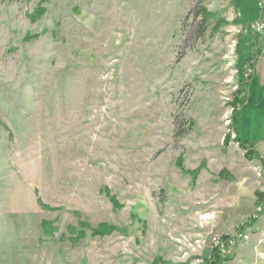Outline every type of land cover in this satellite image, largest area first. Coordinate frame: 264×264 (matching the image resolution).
Here are the masks:
<instances>
[{
    "label": "rangeland",
    "instance_id": "1",
    "mask_svg": "<svg viewBox=\"0 0 264 264\" xmlns=\"http://www.w3.org/2000/svg\"><path fill=\"white\" fill-rule=\"evenodd\" d=\"M196 1L0 0V264H264V0Z\"/></svg>",
    "mask_w": 264,
    "mask_h": 264
},
{
    "label": "trees",
    "instance_id": "2",
    "mask_svg": "<svg viewBox=\"0 0 264 264\" xmlns=\"http://www.w3.org/2000/svg\"><path fill=\"white\" fill-rule=\"evenodd\" d=\"M203 0H197L196 1V5H195V9H194V17L195 19L198 20V27H197V32H198V36H202L204 31H205V28H206V24H207V20H209V18L213 17V15H210L208 14L207 12H205V10L203 9V7H201V2ZM261 9V14H262V8L260 7ZM261 17V16H260ZM32 20H34L35 18L32 16L31 18ZM260 19V18H259ZM258 19V20H259ZM238 24H239V21L237 20L236 21ZM251 26L253 27L254 26V23L253 24H250L248 26H246L241 35L242 36H245L247 37V39L249 38V36L252 34V38H256L257 34L256 33H253L252 29H251ZM255 41V40H254ZM250 75H248L246 78H249ZM246 84V81H239L238 82V89L236 91H234L233 93V99L231 101V105H232V109H233V118H232V127L234 128V122H235V116H236V111L238 109V107L244 102L245 100V89H244V85ZM243 93L242 97L240 98L239 96V93ZM239 105V106H238ZM183 122V118H181V120H179L178 122H175V132H174V136H177V137H181L183 136V134L185 133V131H188L189 129L193 128V122L192 121H188L189 125L186 129H183V126H184V123ZM237 137V136H236ZM235 137V140L237 141L238 145L241 147V148H251L250 145L247 144L246 141L242 142L241 140L237 139ZM252 151H254L252 149ZM255 152V151H254ZM178 163L180 164V168L181 167V163H182V158H180L178 160ZM197 174V172H192V175L195 176ZM219 175L223 178H230L227 174H225L224 171H220L219 172ZM112 200V203L115 204V202L113 201V199L111 198ZM110 228V227H109ZM96 230V231H95ZM94 232L92 233L93 235H103V234H108L109 232H111V228L110 229H107L105 227V225H100L98 226L97 229H95ZM220 241L224 242L225 246L226 244L228 243V237L227 236H223L219 239L218 243L211 248L210 252H211V256L215 259L214 261H218V256H220V252L223 250L222 248V245H220ZM214 261H212V263H215Z\"/></svg>",
    "mask_w": 264,
    "mask_h": 264
},
{
    "label": "bare ground",
    "instance_id": "3",
    "mask_svg": "<svg viewBox=\"0 0 264 264\" xmlns=\"http://www.w3.org/2000/svg\"><path fill=\"white\" fill-rule=\"evenodd\" d=\"M224 69V68H223Z\"/></svg>",
    "mask_w": 264,
    "mask_h": 264
}]
</instances>
